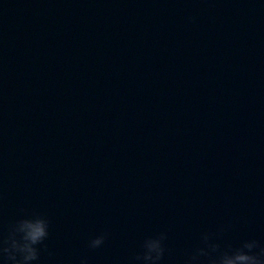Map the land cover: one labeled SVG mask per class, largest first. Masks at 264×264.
<instances>
[{
  "label": "water",
  "instance_id": "1",
  "mask_svg": "<svg viewBox=\"0 0 264 264\" xmlns=\"http://www.w3.org/2000/svg\"><path fill=\"white\" fill-rule=\"evenodd\" d=\"M33 211V264L264 243V0H0V234Z\"/></svg>",
  "mask_w": 264,
  "mask_h": 264
},
{
  "label": "clouds",
  "instance_id": "2",
  "mask_svg": "<svg viewBox=\"0 0 264 264\" xmlns=\"http://www.w3.org/2000/svg\"><path fill=\"white\" fill-rule=\"evenodd\" d=\"M194 19V18H192ZM49 221L41 213L33 211L22 216L8 227L7 234H0V258L5 264H33L39 260L40 248L49 235ZM218 233L202 232L200 243L189 250L182 264H264V243L257 239H245L234 245L232 242H221ZM106 239L102 233L88 242V247H101ZM166 232L146 236L141 243V250L131 257L129 264H161L166 248ZM46 247V245H44ZM80 264H88L86 257Z\"/></svg>",
  "mask_w": 264,
  "mask_h": 264
}]
</instances>
